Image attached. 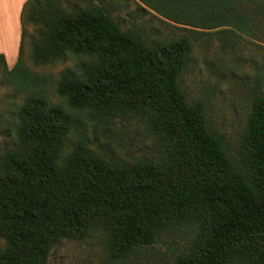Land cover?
<instances>
[{
  "label": "trees",
  "instance_id": "obj_1",
  "mask_svg": "<svg viewBox=\"0 0 264 264\" xmlns=\"http://www.w3.org/2000/svg\"><path fill=\"white\" fill-rule=\"evenodd\" d=\"M85 1L72 10L61 0L26 3L25 22L40 27L32 57L37 64L88 58L79 73H62L58 94L75 111L145 121L161 157L125 163L94 152L83 137L63 156L76 118L50 103L46 78L23 63V44L12 69L0 55L5 81L26 93L17 143L0 162V264H48L59 241H83L91 229L107 234L113 260H124L188 227L196 230L190 245L169 264H264V74L253 84L239 167L210 129L205 104L188 102L180 86L190 38L158 41L123 30L106 0ZM136 2L142 14L196 34L226 32L227 42L253 37L257 12L264 15V0Z\"/></svg>",
  "mask_w": 264,
  "mask_h": 264
},
{
  "label": "rangeland",
  "instance_id": "obj_2",
  "mask_svg": "<svg viewBox=\"0 0 264 264\" xmlns=\"http://www.w3.org/2000/svg\"><path fill=\"white\" fill-rule=\"evenodd\" d=\"M106 1L110 14L123 30L135 27L149 39L158 41L182 36L190 38L192 53L180 77V86L188 102L202 101L205 104L210 129L216 136L224 137L227 153L237 166L244 167V140L253 105V84L257 74H264V15L260 10L256 17L259 28L255 29L253 37L236 34L234 42H227L224 40L226 32L215 30L196 34L155 13L142 14L136 0ZM61 6L72 10L89 4L85 0H61ZM257 9L253 5V11ZM23 20L24 39L23 23L18 34V42L21 46L23 44V63L36 75L46 78V97L50 103L62 106L76 118L63 156L69 153L78 137H83L91 143L94 152L113 155L125 163H133L140 158L160 159L161 148L148 131L145 121L130 116L103 119L89 111H75L68 106L57 92L60 77L67 69L79 73L88 63V58L69 55L52 63L37 64L32 57V43L38 38L40 27L26 23L22 15ZM3 26L6 25L0 24L1 28ZM3 37L0 34V47L8 44L9 55H2L12 69L18 61L20 45L15 51V40H1ZM25 96L26 93L5 81L3 64L0 63V162L17 143V114ZM195 232V228L188 227L165 233L153 245L137 249L128 258L113 260L108 253L107 234L101 229H91L83 241H59L51 251L48 264H169L186 250ZM5 246V240L0 238V251Z\"/></svg>",
  "mask_w": 264,
  "mask_h": 264
},
{
  "label": "crops",
  "instance_id": "obj_3",
  "mask_svg": "<svg viewBox=\"0 0 264 264\" xmlns=\"http://www.w3.org/2000/svg\"><path fill=\"white\" fill-rule=\"evenodd\" d=\"M29 0H0V24H4L6 26L0 27V34L4 37L1 40H7V39H14V49L15 51L21 50V43L18 42L19 37L18 34H20V31L22 29V15H23V9L26 5V3ZM8 44L0 47V55H4L8 57ZM20 56V54H19ZM6 63L7 59L5 58ZM19 60V58H18ZM16 61V60H15ZM18 61H16L17 63ZM16 65V64H15ZM8 66V63H7ZM9 68V67H8Z\"/></svg>",
  "mask_w": 264,
  "mask_h": 264
}]
</instances>
